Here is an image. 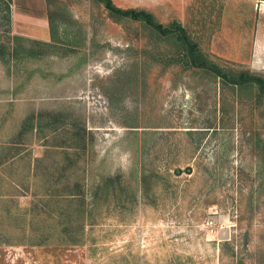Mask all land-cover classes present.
I'll return each instance as SVG.
<instances>
[{"label": "rangeland", "instance_id": "obj_1", "mask_svg": "<svg viewBox=\"0 0 264 264\" xmlns=\"http://www.w3.org/2000/svg\"><path fill=\"white\" fill-rule=\"evenodd\" d=\"M113 1L178 19L209 58L264 74V0ZM46 14L50 41L24 42L36 58L0 56V152L17 154L0 167V264H264L255 94L166 67L171 39L94 0Z\"/></svg>", "mask_w": 264, "mask_h": 264}, {"label": "trees", "instance_id": "obj_2", "mask_svg": "<svg viewBox=\"0 0 264 264\" xmlns=\"http://www.w3.org/2000/svg\"><path fill=\"white\" fill-rule=\"evenodd\" d=\"M54 1L55 0H47L49 5ZM94 1L102 5L114 20H126L131 21L132 23H138L139 25H143L144 27L161 34L163 37L171 39L174 44V50L172 48L170 53L160 52L157 55L158 60L166 67L178 65L183 70H194L196 73L208 75L213 81L220 80L224 86H230V88L234 89V91H240V94L247 91L250 92V96L255 94L254 96L256 101L253 99L255 110H259L260 106L264 105V74L254 72L249 69L233 68L229 70L214 59L209 58L202 50L199 42L192 37L188 29L180 20L174 19L165 24L160 22L152 11L144 8L120 7L116 5L113 0ZM5 2V18L9 22L8 25L10 26L12 0H5ZM10 39L12 40L10 45L0 41L1 57H4L6 52H8L10 58L12 57V59L17 60H23L26 57H37L36 54L34 55V53L30 52V49L25 48V39L29 38L14 35ZM250 90H252V92ZM253 90H255V93ZM28 119L30 120L31 118ZM26 125L27 127L33 129V126L28 124ZM254 134L257 136V142L260 144V136L256 133V131ZM9 143L7 146L9 150H11L10 147L16 146V143H12L11 141ZM261 148L263 151L262 158L264 160V143ZM16 156L17 154L8 158L7 156L5 157V152H0V167H6L8 164L12 163V160ZM111 183L113 184L114 181L108 178L106 180V184ZM78 195L79 194H77V196ZM81 196L83 195L81 194Z\"/></svg>", "mask_w": 264, "mask_h": 264}, {"label": "crops", "instance_id": "obj_3", "mask_svg": "<svg viewBox=\"0 0 264 264\" xmlns=\"http://www.w3.org/2000/svg\"><path fill=\"white\" fill-rule=\"evenodd\" d=\"M46 0H12L11 29L14 35L50 41Z\"/></svg>", "mask_w": 264, "mask_h": 264}, {"label": "water", "instance_id": "obj_4", "mask_svg": "<svg viewBox=\"0 0 264 264\" xmlns=\"http://www.w3.org/2000/svg\"><path fill=\"white\" fill-rule=\"evenodd\" d=\"M179 172L182 173V172H183V169L180 168V169H179ZM185 172H187V173H192V172H193V168H192V166H188V167L185 169Z\"/></svg>", "mask_w": 264, "mask_h": 264}]
</instances>
